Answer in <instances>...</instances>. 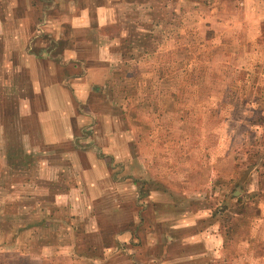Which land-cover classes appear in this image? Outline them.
<instances>
[{
    "label": "rangeland",
    "instance_id": "obj_1",
    "mask_svg": "<svg viewBox=\"0 0 264 264\" xmlns=\"http://www.w3.org/2000/svg\"><path fill=\"white\" fill-rule=\"evenodd\" d=\"M57 1L64 47L47 18L28 25L46 51L73 49L80 65L54 66L93 87L81 145L106 142V127L134 160L111 168L93 204L65 206L73 149L41 140L17 3L0 0V201L22 204L0 203V234H21L8 247L24 255L0 264H264V0Z\"/></svg>",
    "mask_w": 264,
    "mask_h": 264
},
{
    "label": "crops",
    "instance_id": "obj_2",
    "mask_svg": "<svg viewBox=\"0 0 264 264\" xmlns=\"http://www.w3.org/2000/svg\"><path fill=\"white\" fill-rule=\"evenodd\" d=\"M57 0H16V7L12 9L11 13L8 16L12 18L19 19L18 29L19 35H25V44L22 43L23 51L19 52L17 55L20 56V61L18 63V68L21 69L22 73H28L31 82L30 86V105L29 114L37 113V124L41 131V140L51 147L70 145L72 146V151L69 154H64L61 158L65 160H69L73 162V165L76 169L74 170L73 177L75 178V185H73L66 194L71 195V198L65 202V206L73 205L74 207L79 204L83 207L85 204L84 197L87 202L93 204L95 200L98 199L100 193L106 192L105 186H108V181H110L111 168H116L122 164V161L126 159L130 162L134 160V156L131 152V143L122 141L121 137L116 133H113V136L109 134L104 128L103 136H105V141L96 146V140L93 144L81 145L82 137L88 136L84 133L85 129L90 127L89 124V113H91L86 104L83 101H87L89 98H92L94 92L93 87L87 82L89 78H82L85 75L83 73L80 74H66L65 72H60L54 64L56 62L62 63L64 66L71 67L78 66L81 62L78 60L79 58L76 56L75 51L73 49H65L60 55H55L56 47L54 49H45L38 43L41 42V39L32 38L33 35L37 31H39L38 25H34L30 27L28 25L29 19L34 16L38 18H47L49 20V24L45 27L46 32L57 34L60 37V41L54 45H63L65 46L64 37L62 38V33H65V30L62 27H55V23L50 19L52 18V12L55 9L50 8L52 6V2ZM58 2V1H57ZM83 18L84 16H80ZM79 19L78 17L75 20ZM47 20V21H48ZM74 20V21H75ZM23 24V25H22ZM77 28V27H73ZM2 35L4 34V30L1 29ZM31 35V36H28ZM62 44H61V43ZM60 43V44H59ZM53 45V44H52ZM49 46L52 48L53 46ZM62 47V48H63ZM58 48V46H57ZM73 48V47H72ZM45 51V54H43ZM49 51V52H48ZM48 52V54H47ZM43 55V56H42ZM57 58V60L54 58ZM50 58V59H49ZM59 58V59H58ZM83 65V64H82ZM16 64L13 67H15ZM19 72V71H17ZM82 76V77H80ZM32 90V93H31ZM100 91H96L95 93H99ZM42 99V107L38 109V106L33 99ZM85 101V102H86ZM112 125V124H111ZM85 126V128H84ZM108 126V124H107ZM91 128V127H90ZM93 135L95 139L98 138V130L97 124L94 123L93 127ZM44 131V132H43ZM109 131V130H108ZM115 132V131H114ZM44 135V138L42 136ZM112 142V143H111ZM105 143V144H104ZM129 148V154H124L123 149ZM60 157V156H59ZM47 158H43L41 161H46ZM48 169L50 171V179L53 181H59L61 178L67 177V171L61 170L49 166ZM61 179L60 181H62ZM20 188H16V193H20ZM36 190V188H35ZM13 192V190H12ZM2 197L10 194L9 189L1 190ZM74 196H76V201L74 202ZM89 197V200H88ZM4 199L1 200L3 208H9L10 205L17 204L21 208V202L16 200ZM57 203V200H54ZM15 206V205H13ZM25 207V206H24ZM41 211V206H38ZM87 208L90 210V206ZM34 210H36V206L34 205ZM6 220V219H5ZM3 225L6 222H1ZM9 229V228H8ZM7 231H3L0 234V257H4L8 254L15 252V255L18 257L24 256L19 246L14 250L13 248L8 247V243L20 242L22 238L21 234H17L16 237H11V234ZM34 229V236H36ZM16 238V239H15ZM13 249V250H11Z\"/></svg>",
    "mask_w": 264,
    "mask_h": 264
}]
</instances>
